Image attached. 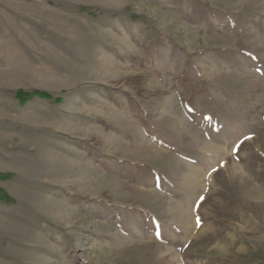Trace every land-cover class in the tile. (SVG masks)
<instances>
[{"label":"rangeland","instance_id":"374dc122","mask_svg":"<svg viewBox=\"0 0 264 264\" xmlns=\"http://www.w3.org/2000/svg\"><path fill=\"white\" fill-rule=\"evenodd\" d=\"M0 190V264H264V0H0Z\"/></svg>","mask_w":264,"mask_h":264},{"label":"trees","instance_id":"16d2710c","mask_svg":"<svg viewBox=\"0 0 264 264\" xmlns=\"http://www.w3.org/2000/svg\"><path fill=\"white\" fill-rule=\"evenodd\" d=\"M16 96L17 98L21 101V102H26L30 99H33L36 96L39 97H43V98H51L52 94L46 91H40V90H34V91H18L16 92ZM0 198H3L4 200H10L9 196H7V194L3 191L0 190Z\"/></svg>","mask_w":264,"mask_h":264},{"label":"bare ground","instance_id":"6f19581e","mask_svg":"<svg viewBox=\"0 0 264 264\" xmlns=\"http://www.w3.org/2000/svg\"><path fill=\"white\" fill-rule=\"evenodd\" d=\"M185 212L187 213V211H185V208H184V211H183L184 216L187 215ZM185 217H186V216H185Z\"/></svg>","mask_w":264,"mask_h":264},{"label":"snow or ice","instance_id":"6c2138e0","mask_svg":"<svg viewBox=\"0 0 264 264\" xmlns=\"http://www.w3.org/2000/svg\"><path fill=\"white\" fill-rule=\"evenodd\" d=\"M201 200H203V197H201ZM199 220H200V218L199 217H197V221L199 222Z\"/></svg>","mask_w":264,"mask_h":264}]
</instances>
